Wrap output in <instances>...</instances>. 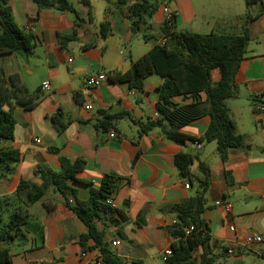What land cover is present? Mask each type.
I'll return each instance as SVG.
<instances>
[{"label": "crops", "instance_id": "0c3cea01", "mask_svg": "<svg viewBox=\"0 0 264 264\" xmlns=\"http://www.w3.org/2000/svg\"><path fill=\"white\" fill-rule=\"evenodd\" d=\"M69 1L80 19L74 13L54 8L39 10L32 0H9L16 23L23 30L29 24L35 28L36 46L29 56L17 53L1 56L0 65L7 75L18 74L31 92L42 89L45 81H50L51 90L43 91L39 104L32 110L14 108V139L3 142L2 147L18 150L21 159L15 171L0 182V200L10 198L4 221H8L13 209L27 204L25 198L23 202L13 199L22 179L38 184L39 168L59 172L62 159L70 163L83 159L86 164L77 173V180L68 181L77 189L82 202L90 197L87 183L100 187L104 174L110 173L124 178L112 199L118 209L126 211L127 220L116 214L121 225L108 220L104 225L99 224L100 229H105L112 252L124 264H164L165 252L174 239L168 230L173 217L163 210L195 196L198 190L196 183L185 187L187 181L175 165L176 155L184 152L199 157L192 166L193 172L198 171L200 160L211 163L213 181L202 217L209 222L213 239L221 245L213 248L215 254H221L217 264H264V242H253L257 235L264 238V113L255 111L256 99L264 93V0H172L170 3L176 12L175 31L223 35L248 32L250 36L247 54L235 77L239 95L225 102L247 143L230 149L225 159L217 155L216 142L200 143L201 148L193 141L179 145L163 139L158 129L140 136L142 123L156 119L164 81L161 76L147 77L140 93L130 89L127 83L108 79L100 87L86 85L90 76L128 71L133 61L159 42L165 22L163 0H156L158 9L143 26L157 30L156 41L151 44L149 35L148 39L143 37L145 44L140 46L139 55L134 54L132 46L128 57L122 47L138 33H133L127 19L118 13L107 17L106 1L90 0V6L81 0ZM106 19L111 21L113 30L104 39L101 24ZM74 28L77 36L61 41L59 34L70 33ZM219 79L220 74L215 71L213 82L216 84ZM174 101L186 104L192 99L176 97ZM89 103L91 110L85 107ZM102 110L111 114L129 112L132 119L112 121L105 130L101 126ZM56 122L64 126L61 132ZM210 122L211 117L205 115L187 124L183 133L200 138ZM112 132L117 134L116 138H111ZM217 202L231 204L232 210L227 212ZM46 203L54 204L55 208L49 210ZM27 206L30 216L23 228L25 237L8 244L9 264H94L98 252H83L80 246V238L89 233L88 228L60 193L51 189L41 200ZM139 218L144 223L142 226L138 225ZM114 242L119 244L114 246Z\"/></svg>", "mask_w": 264, "mask_h": 264}, {"label": "trees", "instance_id": "16d2710c", "mask_svg": "<svg viewBox=\"0 0 264 264\" xmlns=\"http://www.w3.org/2000/svg\"><path fill=\"white\" fill-rule=\"evenodd\" d=\"M39 10L54 8L61 12H71L80 16L69 0H32ZM108 3L106 16L118 13L131 24L133 33L143 30V26L153 17L158 9L156 0H105ZM90 6V0H81ZM175 19L165 21L161 27V38L157 39L154 47L142 57L132 62L126 72L112 71L107 75L108 80L115 83H127L130 89L140 93L144 90V80L151 75L163 78L160 97L156 105L159 115L154 120L142 123L140 136L158 129L161 137L167 141L184 145L188 141L195 143L216 142L217 155L225 159L230 149L243 147L247 137L238 132L237 123L231 116L226 101L237 98L239 87L235 77L244 60L250 41L248 32L243 35H223L217 33L200 34L191 31H175ZM78 26V23H75ZM112 23L106 19L101 24V37L107 39L112 34ZM77 36L74 28L70 33L59 34L61 41H70ZM152 38L151 36H149ZM147 38V35H144ZM148 39V38H147ZM162 40H166L161 44ZM36 46L33 33L23 30L14 20L13 9L9 0H0V57L7 53H17L29 56ZM218 71L219 81L213 82V73ZM43 96L42 89L30 91L21 81L18 74L7 75L0 65V143L14 139L16 118L14 108L24 110L34 109ZM81 102L79 94L75 95ZM176 97L192 99L191 103L178 104ZM101 126L107 130L112 121L130 118L129 112L111 114L102 110ZM205 115L211 117V122L204 135L192 138L183 133V128L190 122ZM57 120V118H55ZM59 132L63 125L56 122ZM21 154L18 150L0 148V182L12 174ZM138 159V156L136 160ZM198 156L189 153H179L175 157V165L183 179L190 185L196 183L198 190L195 196L184 202L165 208L163 212L172 216L175 223L168 226L171 237L172 255L164 264H217L221 254H215L213 248H221L214 240L209 222L202 215L206 210V195L213 181L211 163L199 161L198 171L193 172L192 166ZM135 160V162H136ZM83 159L70 163L62 159V169L55 172L48 167H41L37 171L40 182L34 183L22 179L13 196L15 201L26 199V206L20 205L13 209L8 221L3 215L10 198L0 200V264L10 263V249L8 244L18 237L24 238V226L30 216L28 206L41 200L49 190L60 193L68 207L87 226L89 233L80 238L83 252L97 251L100 264H124L117 257L106 240L105 229L99 224L108 220L111 224L121 225V220H127L125 210L114 208L107 203L120 190L124 178L114 173L104 174L100 187L92 183L90 197L86 202L78 199L77 189L68 183L70 179L77 180V173L85 167ZM23 202V201H22ZM50 210L54 204H45ZM129 207V201L125 202ZM144 224L139 218L138 225ZM193 228L188 233V230ZM121 237L124 233L118 230ZM93 241V244H90Z\"/></svg>", "mask_w": 264, "mask_h": 264}, {"label": "built area", "instance_id": "2783aa9c", "mask_svg": "<svg viewBox=\"0 0 264 264\" xmlns=\"http://www.w3.org/2000/svg\"><path fill=\"white\" fill-rule=\"evenodd\" d=\"M172 2V0H163V10H164V13H165V21H172L176 18V12L171 9L170 7V3ZM25 31L29 32V33H35L36 30L35 28L32 26V25H26L25 26ZM166 40H162L161 41V44H163ZM107 74L102 72V73H99V74H96V75H93V76H90L87 78L86 80V85L89 86V87H100L104 82L107 81ZM51 90V84H50V81H45L42 85V91H50ZM86 109L87 110H91L92 109V104L89 103V104H86ZM255 111L258 112V113H264V93L263 94H260L257 99H256V103H255ZM159 115L158 113L156 114V118H158ZM111 138H116L117 137V134L115 132H112L110 134ZM37 142H40L41 140L40 139H37L36 140ZM196 146L198 148H201V145L199 143H196ZM2 147V143H0V148ZM185 187L186 188H189L190 187V184L188 182H186L185 184ZM107 203L116 208V203L114 201V199L110 198L107 200ZM218 206H222L224 207V209L227 211V212H230L232 210V205L227 203V204H222L221 202H217L216 203ZM172 223H175V221L173 220ZM193 228H190V230H188V233L190 231H192ZM253 242L255 243H263L264 242V238L261 236V235H257L253 238ZM119 243L118 242H114L113 245L114 246H117ZM229 253H233L232 250L229 251ZM172 255V249L170 248L169 250H167L165 252V255H164V261L167 260V258H169L170 256ZM94 264H100V259H96L94 261Z\"/></svg>", "mask_w": 264, "mask_h": 264}, {"label": "rangeland", "instance_id": "374dc122", "mask_svg": "<svg viewBox=\"0 0 264 264\" xmlns=\"http://www.w3.org/2000/svg\"><path fill=\"white\" fill-rule=\"evenodd\" d=\"M101 2H105V0H100ZM144 35H149V36H153L151 38V40H149V43H154L156 41V37H157V30L154 28H150V29H143L142 31L138 32V35L136 37H134L132 40H130V43L125 47H122V51L127 55V57L129 56V52L128 49L132 46H134L135 48V55H139L138 53H140V46L145 44L144 42Z\"/></svg>", "mask_w": 264, "mask_h": 264}]
</instances>
